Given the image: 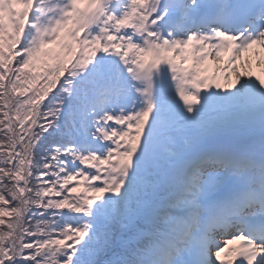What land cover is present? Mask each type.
I'll return each instance as SVG.
<instances>
[{
	"label": "snow or ice",
	"instance_id": "1",
	"mask_svg": "<svg viewBox=\"0 0 264 264\" xmlns=\"http://www.w3.org/2000/svg\"><path fill=\"white\" fill-rule=\"evenodd\" d=\"M0 264H264V0H0Z\"/></svg>",
	"mask_w": 264,
	"mask_h": 264
}]
</instances>
